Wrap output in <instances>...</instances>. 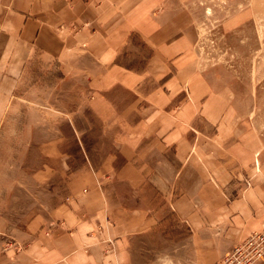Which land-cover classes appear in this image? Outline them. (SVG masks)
Returning <instances> with one entry per match:
<instances>
[{"label": "crops", "instance_id": "1", "mask_svg": "<svg viewBox=\"0 0 264 264\" xmlns=\"http://www.w3.org/2000/svg\"><path fill=\"white\" fill-rule=\"evenodd\" d=\"M190 1L0 0V116L33 52L81 55L88 107L115 148L95 169L88 162L68 178L65 200L29 222L26 243L0 246L6 264H132L142 235L160 224L157 207H140L148 184L162 178L158 168H165V182L171 172L180 193L182 183L205 182L204 131L192 125L217 126L214 138L222 145L235 127L222 134L227 128L219 121L231 114L226 99L197 69ZM237 147L230 146L231 156ZM197 184L191 196L204 198L205 185ZM165 195V206L179 207L169 187ZM257 197L246 192L224 210L218 206L213 222L187 218L189 231H220L227 210L232 232L244 241L264 222Z\"/></svg>", "mask_w": 264, "mask_h": 264}, {"label": "rangeland", "instance_id": "2", "mask_svg": "<svg viewBox=\"0 0 264 264\" xmlns=\"http://www.w3.org/2000/svg\"><path fill=\"white\" fill-rule=\"evenodd\" d=\"M188 7L197 69L223 95L224 109L232 114L219 121L227 128L222 134L231 126L235 131L222 145L214 138L217 126L192 125L204 131L200 144L206 152L200 158L206 160L205 182L182 183L183 193L171 172L165 182V168H158L162 178L148 184L151 193L140 207H157L160 224L158 231L142 235L132 264H216L243 242L231 230L234 224L226 217L230 214L225 210L220 231L195 234L189 231L187 218L193 223L213 222L218 206L224 210L252 191L264 215V0H191ZM85 79L83 56L57 58L39 52L27 58L16 79L0 116L2 248L26 243L29 222L65 200L68 178L88 162L95 169L103 157L114 153L112 138L103 134V124L88 107ZM236 144V156H231L228 149ZM197 183L198 190L205 185L204 198L191 196ZM168 187L170 202L175 199L180 209L165 206ZM139 201L128 203L136 208ZM258 235L264 236V222L246 239ZM0 257V264H6Z\"/></svg>", "mask_w": 264, "mask_h": 264}, {"label": "built area", "instance_id": "3", "mask_svg": "<svg viewBox=\"0 0 264 264\" xmlns=\"http://www.w3.org/2000/svg\"><path fill=\"white\" fill-rule=\"evenodd\" d=\"M264 257V236H253L226 252L216 264H256Z\"/></svg>", "mask_w": 264, "mask_h": 264}]
</instances>
